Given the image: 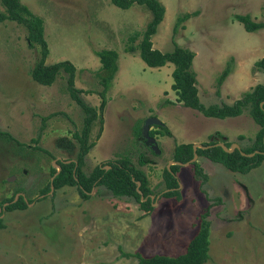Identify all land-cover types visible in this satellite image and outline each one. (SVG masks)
<instances>
[{"label":"rangeland","instance_id":"1","mask_svg":"<svg viewBox=\"0 0 264 264\" xmlns=\"http://www.w3.org/2000/svg\"><path fill=\"white\" fill-rule=\"evenodd\" d=\"M42 18L45 63L67 59L74 65L78 96L96 111L86 136L93 144L83 155L87 173L96 163L127 157L143 170L152 207L144 211L132 197H118L94 185L83 198L74 185L40 193L58 159H74L84 111L68 94L66 72L49 85L36 82L29 69L39 56L20 23L0 21V200L16 193L24 208L0 212V264H138L125 252L176 254L197 229L207 209L208 257L202 264H264V158L246 172L232 171L195 155L207 177L201 181L191 162L175 176L177 193L162 195V170L175 144L218 139L251 145L258 125L244 106L237 115L216 117L183 105L174 90L172 64L148 66L136 45L151 17L143 4L121 8L110 0H20ZM162 19L150 35L151 46L169 51L173 41L190 48L198 99L204 105L231 103L264 74L253 62L264 51V27L247 31L234 14L264 20V0H160ZM0 9L2 5L0 4ZM173 24L183 12H195ZM136 34L133 40L129 36ZM113 48L117 69L98 108L101 88L95 50ZM229 63L220 84L216 77ZM148 116L158 117L169 134L151 124L158 152L140 133ZM44 117V118H43ZM241 137H238V135ZM8 135V136H7ZM11 137H10V136ZM20 142V143H18ZM234 145V146H235ZM20 188L17 192L15 189Z\"/></svg>","mask_w":264,"mask_h":264},{"label":"trees","instance_id":"2","mask_svg":"<svg viewBox=\"0 0 264 264\" xmlns=\"http://www.w3.org/2000/svg\"><path fill=\"white\" fill-rule=\"evenodd\" d=\"M114 5L126 8L132 3L145 5L151 13L144 29L140 33V39L136 45L130 43L125 46V50L137 53L142 61L148 66H161L166 62L172 64L170 75L172 81L170 87L177 95V99L186 106L195 108L204 115L225 117L237 115L244 106L253 121L258 125L254 133L250 146L233 147L231 150H224L216 144L218 139L201 142V146L192 149L191 142H180L174 145L171 160L185 162L188 161L193 152L197 155H203L206 158L221 163L224 167L232 171L246 172L251 167L257 165L264 158V81L255 83L250 89L242 92L240 97L235 98L231 103H210L204 105L198 99L195 72L192 68V57L194 52L185 46L178 45L173 41V47L169 51H161L151 46L150 35L155 32L156 25L162 19L164 6L160 0H110ZM2 9H0V21L4 19L13 20L23 25L26 29V36L29 45L38 44L39 56L29 69V75L36 82L49 85L55 79L60 70L66 72V89L74 101L80 105L85 115L82 120L80 132H73V135L79 142L77 154L74 159H58L59 165L57 170L50 167L51 179L40 188V193L49 190V184L52 188L62 185H74L83 198L89 196V191L94 185H102L114 196L132 197L144 211H148L152 206L150 197L151 189L147 185V178L142 169L131 163L127 157H120L114 160H106L96 163L87 173L82 169L83 155L93 142H87L86 136L89 131L90 123L96 116L95 109L86 104L79 96V88L74 86V65L67 59L45 63L44 58L47 54L46 41L43 37L42 18L33 13L25 3L20 0H0ZM195 12H183L178 15L173 24V31L180 21L188 18ZM234 18L241 22L243 28L247 31H254L264 27V20H253L248 13L234 14ZM136 34L129 36L133 40ZM95 54L100 62L99 68L95 75L101 84L99 94V110L102 109L106 102L105 92L110 85L111 79L117 69V52L113 48H100L95 50ZM256 69L264 74V51L263 54L253 62ZM229 63L221 70L216 77L217 84H220L225 75L229 72ZM44 118V117H43ZM162 132L169 134L168 128L161 124ZM136 134H140L137 129ZM151 135L152 131L148 130ZM8 136V135H7ZM10 136V135H9ZM11 137V136H10ZM238 137H241L239 134ZM222 142V141H221ZM20 143V142H18ZM224 143V142H223ZM227 147L228 143H224ZM244 152V153H241ZM252 152L251 154H247ZM193 173L204 181L207 177L203 172L200 164L195 159L190 161ZM104 165H108L105 167ZM179 167L178 163H170L168 167L162 170V180L164 187L161 194L168 196L176 194L178 185L175 171ZM20 188L15 189L17 192ZM33 198H24L18 194L15 199L13 195L0 200V212L13 208H24L27 201ZM5 202V203H4ZM207 209H204L197 215V229L188 239L182 252L176 254L151 253L148 255L141 254L138 251L125 252L127 255L136 257L138 264H202L208 257V224ZM0 226H2L0 218Z\"/></svg>","mask_w":264,"mask_h":264},{"label":"water","instance_id":"3","mask_svg":"<svg viewBox=\"0 0 264 264\" xmlns=\"http://www.w3.org/2000/svg\"><path fill=\"white\" fill-rule=\"evenodd\" d=\"M158 124V125H161L162 122L161 120L156 117V116H148L142 126H141V130H140V134L141 136L144 137L145 139V142L149 144L150 148L153 150V152L157 153L159 150L156 146V142H155V138L154 136L150 135L148 133V128L151 124ZM216 144L220 145L224 150H231L233 147H239V146H236L235 144L233 145H229L228 147L221 141H217ZM235 145V146H234ZM198 146H201V144L199 143ZM196 146L195 144H192V149H194ZM241 153H244V152H241ZM252 152H249L247 154H251ZM196 155L195 152H193L192 154V157L188 160V161H185V162H179V161H173L172 160V163L175 162V163H178V164H181V163H186V162H190L191 160L195 159L194 156ZM69 159H65V161H67ZM55 164L57 165V170L59 169V165L55 162ZM105 167H107L108 165H104ZM168 167V166H167ZM51 179V178H50ZM52 190V185L51 183L49 184V190L48 191H51ZM18 193H16L14 196H13V199H15L17 197ZM5 203V202H4ZM3 208V205L0 207V209Z\"/></svg>","mask_w":264,"mask_h":264}]
</instances>
